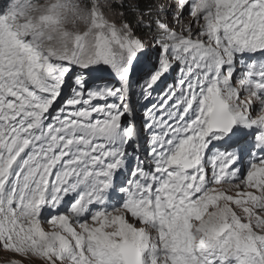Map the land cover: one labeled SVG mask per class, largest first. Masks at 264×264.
<instances>
[{
    "label": "snow or ice",
    "instance_id": "6c2138e0",
    "mask_svg": "<svg viewBox=\"0 0 264 264\" xmlns=\"http://www.w3.org/2000/svg\"><path fill=\"white\" fill-rule=\"evenodd\" d=\"M8 264H264V0H3Z\"/></svg>",
    "mask_w": 264,
    "mask_h": 264
},
{
    "label": "rangeland",
    "instance_id": "374dc122",
    "mask_svg": "<svg viewBox=\"0 0 264 264\" xmlns=\"http://www.w3.org/2000/svg\"><path fill=\"white\" fill-rule=\"evenodd\" d=\"M3 3V0H0V4ZM12 260L11 254L0 250V264H8V262Z\"/></svg>",
    "mask_w": 264,
    "mask_h": 264
}]
</instances>
